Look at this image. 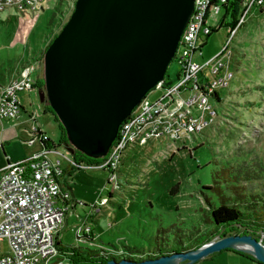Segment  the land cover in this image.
Here are the masks:
<instances>
[{"label":"rangeland","instance_id":"1","mask_svg":"<svg viewBox=\"0 0 264 264\" xmlns=\"http://www.w3.org/2000/svg\"><path fill=\"white\" fill-rule=\"evenodd\" d=\"M76 1L61 0L55 11L49 5L45 11L36 13H22L16 8L0 11V71L5 69L9 58H15L16 51L18 58L27 59L37 53L41 56L69 21ZM260 9L264 10V3ZM252 17L253 12L232 40L231 68L235 71V79L231 87L222 92L221 102L213 106L215 118L209 115L213 122L204 129L200 140L182 144L163 138L129 149L117 180L110 184L108 173L97 168H82L70 177L75 197L73 205L78 206L74 207L83 216L86 213L101 214L99 218L105 227L102 237L100 229L89 217L85 229H90L87 234H91L82 238L88 239L92 229L99 234L97 238L101 237L103 242L98 244L100 249L97 248L99 251L96 253L99 255L113 257L117 261L157 259L156 239L160 230L167 232L163 236L162 247L167 251L174 247L177 237L184 248L196 246L213 233L208 243L224 238V230L217 229L209 221L211 206L219 207L221 203L215 191L208 188L221 187L224 194L232 199L233 193L229 188L235 184H241L238 188L246 196L237 203L242 210L250 206L253 209L251 216L257 220L254 232H250L254 236L250 235L264 243V49L260 48V55H256L250 48L246 32ZM226 30L223 28L208 39L206 57L212 56L211 49L219 50L225 44ZM239 39L244 43L241 44ZM256 58L260 60L257 73L261 77L258 81L249 76L251 66L256 70ZM40 67L41 77H44V65ZM179 72L178 62L173 60L166 81L176 84ZM39 75L36 68L31 78L33 86L37 85ZM149 94L150 100L155 101L162 93L153 90ZM30 100L35 119L57 144L61 131L53 116L44 113L39 89L30 92ZM253 181H257L258 186L261 184L263 189L255 191L250 185ZM174 188H177V193L172 195ZM82 223L74 225L75 230L65 232L66 243L76 244V238L84 236ZM239 230L240 233L226 236L243 235L241 228ZM3 248H6V243ZM226 251L256 261L243 251ZM71 257L70 252L63 250L62 264H72Z\"/></svg>","mask_w":264,"mask_h":264},{"label":"built area","instance_id":"2","mask_svg":"<svg viewBox=\"0 0 264 264\" xmlns=\"http://www.w3.org/2000/svg\"><path fill=\"white\" fill-rule=\"evenodd\" d=\"M61 0H0V11L16 8L22 13L55 11ZM195 10L178 46L174 60L180 66L176 84L166 81L153 90L162 93L152 101L148 94L120 127L117 139L99 166L77 165L69 144L53 142L37 125L29 129L24 142L40 150L32 156L9 163L0 170V264H62L58 246L68 213L72 192L65 187L66 170L97 168L108 173V183L117 180L126 151L153 140L171 139L185 144L200 140L213 121V106L235 79L231 68V43L253 10L264 0H244L238 24L227 28V40L212 56L206 57L208 39L224 15L227 0H194ZM224 11V12H223ZM33 60L22 69L21 77L10 81L0 92V123L20 120L24 114L21 95L34 90L31 76L37 67ZM153 90L151 92H153ZM35 120V113L30 114ZM104 205V204H103ZM102 206V205H101ZM83 225L85 238L87 234ZM79 235V233H78ZM6 243V248L3 244Z\"/></svg>","mask_w":264,"mask_h":264},{"label":"water","instance_id":"3","mask_svg":"<svg viewBox=\"0 0 264 264\" xmlns=\"http://www.w3.org/2000/svg\"><path fill=\"white\" fill-rule=\"evenodd\" d=\"M194 8V0L76 1L44 54L45 88L39 96L77 150L94 159L108 154L125 120L166 78ZM226 250L243 251L264 264V244L251 235L154 260L107 264H196Z\"/></svg>","mask_w":264,"mask_h":264},{"label":"crops","instance_id":"4","mask_svg":"<svg viewBox=\"0 0 264 264\" xmlns=\"http://www.w3.org/2000/svg\"><path fill=\"white\" fill-rule=\"evenodd\" d=\"M246 33H248V36L246 35ZM246 33L244 32L243 34H245L246 37L248 38L249 44L251 46L250 48H252V50L254 49L253 51H255L256 55H260V51H259L260 48L264 49V10H261L259 8H256L255 10H253V17L250 20L248 32ZM242 42H243V39L240 41V43L242 44ZM211 51L212 52L210 54L213 55L212 53L215 54L218 51V49L215 50V48H213L211 49ZM38 55L39 53H37L36 55H31L27 59H24L22 57L18 58L16 57L17 56V51H16L15 58L13 59L9 58L7 66L5 67V69L2 70L3 72L0 71V92H1L2 87L7 85L10 81L20 78L22 69L33 58L35 57L39 58L40 56ZM251 60L249 61L250 65H251ZM259 65H260V60L256 58L254 62V66L256 70H253V67L251 66V70L249 72L250 78L252 77L257 78L256 81L260 80V77H261L259 72L257 73V71L260 70ZM36 68L40 73V75L38 76V80H39L41 78L40 64L37 65ZM256 88L259 89L258 86ZM30 92H27L21 95V103H22V106L24 107V114L22 115L21 119L16 120V121L4 120L3 122L0 123V170L5 168L9 163L17 162L22 159L28 158L40 150L39 146L30 147L24 143L29 138V129L32 127V125L35 124L41 130H43V126L40 125L36 119L33 121L30 119V114L32 113L30 109L32 105L31 100H30ZM222 95L223 93L221 94V99H222ZM70 180L71 179L67 177V179H65L64 182L66 186L65 188L69 189L72 192L71 187H70ZM256 182L257 181H253L252 183L254 184L252 183L250 184L251 186L254 187L253 189L255 191H257L256 189L258 190L263 189V187L260 188L261 184H259L258 186ZM240 185L241 184H235L236 187H240ZM240 191H242V189H240ZM72 196H74L73 192H72ZM73 200L75 202V197H73ZM74 206L78 207L76 206V204L71 207V210L67 215L66 222L61 232L58 235V239H57L58 245H60V247H62L63 249L80 248V249H84L85 251H89V250L99 251L98 249H100L99 247L100 245L98 244L99 243L103 244V242L101 241V237H102L101 233L104 232L105 230V227H103L104 224L103 223L101 224V221L99 218L101 214H98V212H95L97 214L96 216L93 215V213L91 214L86 213L83 216L79 212L78 208H75ZM102 212L106 213V211H102ZM89 217L92 218L91 221H94L95 225L98 227V229H100L101 237L97 238L99 234L94 232L92 229V235L88 237V239L83 240L77 237L76 244L66 243L65 232L68 230L73 231V228L75 230L76 228L74 225H77L80 222H83L82 224L86 225L88 223L87 219ZM82 264H101V263H82ZM196 264H260V263L257 261H253L247 258L246 256H242L234 252L223 251L213 256L212 258H208Z\"/></svg>","mask_w":264,"mask_h":264},{"label":"trees","instance_id":"5","mask_svg":"<svg viewBox=\"0 0 264 264\" xmlns=\"http://www.w3.org/2000/svg\"><path fill=\"white\" fill-rule=\"evenodd\" d=\"M216 1V0H214ZM244 0H227V5H224V15L216 29L213 30V34L218 33L221 29L225 28H235L238 24V18L241 15L242 12V5ZM55 36L50 44L53 42V40L56 38ZM48 45V47L50 46ZM48 47L45 49H48ZM45 52L39 57V58H33L32 60L37 63L38 65H43L44 63V54ZM37 89H44L45 88V81L44 77H41L36 85ZM43 108L44 113L47 115L53 116L55 122L59 125L61 135H60V143L69 144L73 148L74 152V160L77 165H86L87 167H96L99 166L104 159H94L83 152L77 150L72 143L69 141L66 130L63 128V126L60 124L58 118L54 115L53 110L49 104L48 101H46L44 104L41 105ZM235 167L230 170V172L234 171ZM239 169V168H238ZM237 169V170H238ZM79 169H70L68 168L66 170V177H72L73 174ZM237 183V180H236ZM218 184V183H216ZM208 190H214L217 194L221 205L219 207H212L210 212V218L209 221L212 223L214 227L217 229H223L224 233L222 237H227L226 235H230L231 233L238 232L240 233L239 228H241L243 235H253L250 233L251 231L256 228L255 224L257 220H255V216H251V213L253 209L247 208V210H242V208L239 206L237 202H240L242 199H244L246 196H244L240 189L236 187L235 185H232L229 190L231 193H233V198H228L221 187H210ZM177 193V188H174L171 191L172 195H175ZM111 197V195H110ZM242 198V199H241ZM229 201V202H228ZM167 232L160 230L158 233V237L156 239L157 246H156V252L158 253V258L162 256H170L175 253H181V252H188L190 250H196L199 249L202 245H205L208 243L214 236L213 234H210L207 236L201 243H198L196 246H193L191 248H184L182 245L183 243L178 239H176V242L174 244V247L167 251L163 247L164 241L163 236L166 235ZM176 235V233H174ZM174 235V236H175ZM254 236V235H253ZM160 237V238H159ZM264 244V243H263ZM60 247V245H58ZM61 251L63 250L67 253H71V263L72 264H82V263H101V264H107L109 260H113L115 258L113 257H107L102 256L96 253L97 251H83L80 248H65L62 247ZM249 257V256H248ZM131 260V259H128ZM140 262V261H137Z\"/></svg>","mask_w":264,"mask_h":264},{"label":"bare ground","instance_id":"6","mask_svg":"<svg viewBox=\"0 0 264 264\" xmlns=\"http://www.w3.org/2000/svg\"><path fill=\"white\" fill-rule=\"evenodd\" d=\"M75 5H76V3H75ZM75 10V9H74ZM194 10H195V8H194ZM73 14V13H72ZM194 14V13H193ZM72 16V15H71ZM193 16V15H192ZM239 247H242V248H244V249H246V250H249V251H253V247L252 246H250V245H248V244H240V246Z\"/></svg>","mask_w":264,"mask_h":264}]
</instances>
